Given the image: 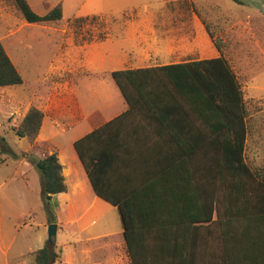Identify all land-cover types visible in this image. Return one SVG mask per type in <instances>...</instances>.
Listing matches in <instances>:
<instances>
[{
  "label": "crops",
  "instance_id": "1",
  "mask_svg": "<svg viewBox=\"0 0 264 264\" xmlns=\"http://www.w3.org/2000/svg\"><path fill=\"white\" fill-rule=\"evenodd\" d=\"M173 20L164 30L154 23L147 25L148 28L140 27L138 20L130 23L129 30L124 27L127 23L114 28L118 24L115 20L104 38L85 41L80 46L87 61L100 58L102 68L110 76L114 70L219 55L195 13L187 20ZM124 29L125 35L121 32ZM126 41L137 49L129 60L124 59L129 53ZM191 55L199 57L188 58ZM150 58L159 62L151 64ZM89 69L87 74L75 75L64 82L54 79L46 82L33 99L20 105L22 111L18 113L23 117L31 105L42 111L34 144L21 137L27 142L24 152L35 158L45 151H55L66 184L65 191L52 194L47 202L42 190L39 192L41 206L50 217L44 226L55 223V235L61 231L65 240L53 247L56 257L52 264H132L118 206L94 192L74 148L77 139L105 124L108 127L102 133L104 152L98 169L102 191L123 205L132 232L154 231L140 225V221L149 224L150 218L163 213L186 219L206 216L212 202V221L193 223L199 226L202 238L206 229L212 230V240L202 239L193 258L199 264L256 263L252 262L255 245L241 235L247 231L230 223L222 227L219 221L235 218L239 211L256 212L264 203L251 193L254 185L262 191L255 182L254 169L225 155L232 150L231 142L227 141L232 132L219 127V123L212 129L211 124L202 120L217 122L225 119L224 116L184 112L123 114L128 105L114 80L115 86ZM244 120L243 158L245 165L250 166L252 160L263 157L264 113H250ZM22 164L29 169L33 163L26 160ZM28 169L22 171L23 175ZM28 209L34 216L35 211ZM2 214L1 210L0 264L31 263L32 252L47 242L46 236L38 234L32 245L27 234H20L15 225L3 222Z\"/></svg>",
  "mask_w": 264,
  "mask_h": 264
},
{
  "label": "rangeland",
  "instance_id": "2",
  "mask_svg": "<svg viewBox=\"0 0 264 264\" xmlns=\"http://www.w3.org/2000/svg\"><path fill=\"white\" fill-rule=\"evenodd\" d=\"M27 2L39 15L49 9L44 6L45 2L50 8L58 2L62 6L59 20L38 24L27 22L11 0H0V41L23 79L21 84L0 87V211H3V222L15 225L21 230L20 234H27L32 245L40 233L48 239V226L44 225L46 218L50 220V217L41 206L40 172L33 164L29 169L22 164L26 160L31 164L28 152H24L27 142L14 133L12 126L18 125L22 118L18 115L22 111L20 105L33 99L35 92L42 90L41 86L52 79L64 82L75 75L87 74L86 69L90 68V71H96L94 75L111 81L115 86L110 74L102 68L100 58L88 62L80 46L85 41L104 38L115 20L118 24H114V28H122L125 24L119 23H127L124 27L128 29L131 22L138 20L140 27L146 28L154 23L164 30L165 25L174 23L175 18L187 20L192 13L199 15L200 20L204 18L213 38L220 42L219 54L228 60L238 77L248 114L264 113V0ZM93 15L97 17L89 18ZM81 16L89 17L74 21V17ZM125 29L121 31L123 35L127 33ZM211 41L213 43V39ZM124 44L129 49L124 59L129 60L137 49L127 41ZM131 46L134 51H131ZM195 57L199 55L188 58ZM156 60L150 58L149 63L159 62ZM75 83L79 86V82ZM262 160L264 152L262 158L251 163L258 164ZM27 169L29 171L23 175V170ZM28 208L35 211L34 216ZM52 242L54 248L65 242L61 231L52 237Z\"/></svg>",
  "mask_w": 264,
  "mask_h": 264
},
{
  "label": "trees",
  "instance_id": "3",
  "mask_svg": "<svg viewBox=\"0 0 264 264\" xmlns=\"http://www.w3.org/2000/svg\"><path fill=\"white\" fill-rule=\"evenodd\" d=\"M11 2L29 23H51L62 17L60 2L51 8L45 2L44 6L49 9L41 15L33 11L27 0H11ZM88 17L81 16L73 19L74 21L84 20ZM96 17L93 15L89 18ZM201 22L209 37L213 39L214 46L221 52L220 42L213 38L204 18ZM111 77L128 105L123 114L184 112L198 116H224L225 119L217 122L209 121L208 118L202 120L204 123L211 124L212 129L217 128L216 123H219V127L232 132L231 138L227 140L231 142L232 150L225 155L240 165L254 169L255 182L262 191L254 185L251 193L264 202V160L258 164L245 165L243 146L246 137L244 119L248 115L247 101L243 96L237 75L223 54L185 62L114 70L111 72ZM20 83H22V77L0 41V87ZM42 117V111L31 105L19 124L12 126V130L18 137H25L30 144H34ZM118 117L114 120H118ZM107 127L108 124H105L77 139L74 142V148L88 174L94 192L118 206L132 264H199L193 258L196 254V246L203 240H212L213 231L206 229L202 238L199 226L193 223L212 221V202L206 216H193L186 219L181 216H165L163 213L162 216L150 218L149 224L140 221V225L152 228L154 231L132 232V224L125 216L123 205L106 196L102 191L98 169H100L104 152L102 133ZM29 159L40 172L41 190L45 202L52 194L66 190L61 164L55 151L51 153L45 151L42 156L35 158L29 155ZM219 221L222 227L230 223L246 230L247 233L242 232L241 235L247 236V241L255 245L253 250L255 256L252 262L264 264V203L258 206L256 212L239 211L235 218ZM208 226L210 223L205 228ZM32 255L33 261L29 264H52L56 257L53 244L48 241L41 248L34 250Z\"/></svg>",
  "mask_w": 264,
  "mask_h": 264
},
{
  "label": "water",
  "instance_id": "4",
  "mask_svg": "<svg viewBox=\"0 0 264 264\" xmlns=\"http://www.w3.org/2000/svg\"><path fill=\"white\" fill-rule=\"evenodd\" d=\"M55 232H56V224L55 223H50L48 225V239H47V241L50 244H53L52 237L55 235Z\"/></svg>",
  "mask_w": 264,
  "mask_h": 264
}]
</instances>
